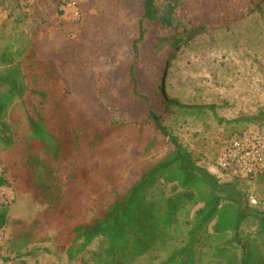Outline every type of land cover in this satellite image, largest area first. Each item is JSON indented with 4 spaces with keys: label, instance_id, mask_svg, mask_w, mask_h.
<instances>
[{
    "label": "rangeland",
    "instance_id": "obj_1",
    "mask_svg": "<svg viewBox=\"0 0 264 264\" xmlns=\"http://www.w3.org/2000/svg\"><path fill=\"white\" fill-rule=\"evenodd\" d=\"M65 1L2 0L1 3L10 15L6 17L2 7L0 93L6 91L4 78L10 73L16 81V69L17 79L23 80L26 92L22 98L15 97L4 119L14 133V145L4 147L0 143L4 180L0 184V204L8 208L7 225L0 232V264L23 258L32 246L39 245L44 248L46 263L50 259L63 264L86 262L90 254L82 261L80 256L71 263L66 260L61 246L67 240L68 230L89 221L98 208L109 205L115 190L126 189L138 176L142 163L172 150L168 138L146 124L121 128L108 144L98 148L75 143L70 132L73 113L60 101L58 90L61 87L76 94L85 109L104 115L99 118L103 123L121 120L113 118L116 110H131L130 104L135 101L129 79L130 64L135 61L132 42L139 33L143 3L142 0ZM72 1L77 2L75 8L69 6ZM193 2L194 7L197 4L204 11L206 20L227 14V7L221 6L229 0ZM35 25L39 36L33 38ZM226 25L187 35V42L177 49L171 47L172 54L162 63L149 53L150 36L141 45L137 71L143 84L150 85L160 63V82L169 100L186 105H214V109L203 108L200 113L172 107L162 121L192 152L200 167L213 173L219 183L233 184L236 197L245 205L264 211V174L238 180L222 171H213L216 157L234 133L252 130L264 138V0H260L254 12H244ZM31 40L35 41L39 56H55L64 61L59 70L69 76L66 84L50 76L37 58L16 54ZM168 45L160 47L159 52L165 53ZM29 117L42 120L49 133L65 141L59 158L47 154L32 140ZM152 140L155 145L150 147ZM69 141L72 143L66 144ZM95 159L101 165L95 164ZM103 165L111 172V180H104L99 174ZM76 166L88 167L93 181L81 200L82 213L70 217L62 212L63 204L54 205V201ZM161 189L166 196L180 190L175 184H162ZM202 206L203 202L189 205L183 219L193 221L196 210ZM214 225L215 222L208 227L207 236L197 247L194 264H211L215 246L232 238L231 231L219 234ZM256 230V223L248 219L240 232L242 236L256 237ZM257 240L259 244L264 242V238ZM97 245L98 241L90 249ZM181 246L182 240L168 241L150 254L157 255L156 259L147 255L135 264H159L168 252ZM237 251L241 253L238 246ZM23 263L27 261L24 259Z\"/></svg>",
    "mask_w": 264,
    "mask_h": 264
},
{
    "label": "trees",
    "instance_id": "obj_2",
    "mask_svg": "<svg viewBox=\"0 0 264 264\" xmlns=\"http://www.w3.org/2000/svg\"><path fill=\"white\" fill-rule=\"evenodd\" d=\"M259 2L260 0H229L228 4L221 6L227 7L226 15L206 20L202 15L204 11L198 9L197 4L194 7L193 0H142L139 33L132 42L135 61L130 64L129 70L131 93L135 101L130 104V111L114 112L113 118L121 119L119 121L103 123L99 118L104 115L85 109L80 97L59 88L60 101L66 103L68 110L73 113L70 132L76 144L86 143L98 148L108 144L121 128L146 124L167 137L172 145L169 153L142 163L138 176L126 189L115 190L114 200L109 205L98 208L89 221L80 222L68 230L67 240L61 249L69 263L78 256L82 261L86 254H90L89 259L81 264H135L145 256L154 254L160 245L182 240V246L168 252L159 264H194L196 249L207 236L208 227L215 222V232L222 234L231 231L233 236L215 246L211 264H264V242H257V238H264V211L245 205L236 197L233 184L219 183L213 173L200 167L192 152L178 136L168 131L162 121L172 107L200 113L203 108L214 109V105H186L169 100L160 82V63L167 61V57L172 54L171 47L177 49L187 42V35L191 36L199 29L227 26L228 22L244 12L257 10ZM2 7L6 17H9L7 9L3 5ZM37 31L35 25L32 37L39 36ZM150 36L149 53L160 63L152 76V83L145 85L138 75L137 60L142 43ZM166 43L169 45L165 48V53L159 52L160 47ZM35 48V41L31 40L29 45L19 49L16 54L29 56L32 60L37 58V62L46 67L50 76L66 84L69 76L59 70L64 61L55 56H39ZM18 74L16 69V81L11 73L4 78L7 89L0 93V143L4 147H11L15 143L14 133L4 120L7 108L15 97L22 98L26 92L23 80L17 79ZM29 127L32 140L38 142L47 154L59 158L65 141H60L49 133L46 124L40 119L29 117ZM68 143L72 142L66 144ZM154 145L155 141L152 140L149 146ZM94 163L100 164L97 159ZM1 172L2 170L0 184L4 182ZM110 173L105 165L100 167L99 174L104 180L112 179ZM91 181L93 176L88 167H74L67 176L66 187L60 190L54 205L63 204L62 212L70 217L80 215L81 200L86 197V187ZM162 184H175L180 190L172 196H166L161 189ZM197 202H203V206L196 210L193 221L183 219L188 213V206ZM248 219H252L257 225L256 237L241 235V226ZM7 221L8 208L1 203L0 232L6 227ZM183 226L186 227L185 230ZM97 241V247L90 249ZM237 246L241 249L240 254ZM152 255L149 259L157 258V255ZM23 260L24 257L20 256L14 261L24 264Z\"/></svg>",
    "mask_w": 264,
    "mask_h": 264
},
{
    "label": "built area",
    "instance_id": "obj_3",
    "mask_svg": "<svg viewBox=\"0 0 264 264\" xmlns=\"http://www.w3.org/2000/svg\"><path fill=\"white\" fill-rule=\"evenodd\" d=\"M1 3L2 0H0V17L2 16ZM76 5V1L69 4L70 7L74 8ZM213 171H222L238 179H247L264 174V138L252 130L234 134L225 141L223 148L215 159ZM5 264L21 263L12 260Z\"/></svg>",
    "mask_w": 264,
    "mask_h": 264
},
{
    "label": "crops",
    "instance_id": "obj_4",
    "mask_svg": "<svg viewBox=\"0 0 264 264\" xmlns=\"http://www.w3.org/2000/svg\"><path fill=\"white\" fill-rule=\"evenodd\" d=\"M43 246H45V245H43ZM44 253H45L44 248L41 247L40 245L37 247L32 246L25 253L24 259H25V262L27 261L26 264H63V263H59L58 259H54L55 260V263H54V261H52V259H50V257H47V258L50 259L51 261L49 260V262L46 263L44 261V257H43ZM54 258H56V257H54ZM59 259H60V261H63V259L61 257ZM66 260H68V259L66 258ZM66 264H68L67 261H66Z\"/></svg>",
    "mask_w": 264,
    "mask_h": 264
}]
</instances>
